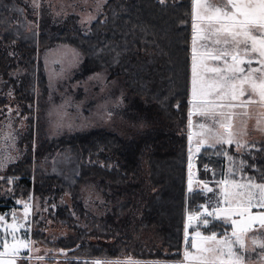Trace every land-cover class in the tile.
Returning <instances> with one entry per match:
<instances>
[{
  "label": "trees",
  "instance_id": "16d2710c",
  "mask_svg": "<svg viewBox=\"0 0 264 264\" xmlns=\"http://www.w3.org/2000/svg\"><path fill=\"white\" fill-rule=\"evenodd\" d=\"M192 21V0H106L85 32L74 20L28 30L23 7L0 0V110L18 103L25 124L22 158L0 171V214L17 199H30L31 237L66 250L48 254L50 261H183L186 214L207 198L197 189L185 192ZM56 44L82 55L73 80L106 72L108 82L119 84L122 102L114 115L121 127L44 136L39 115L48 89L40 52ZM19 69L25 72L17 82L10 72ZM229 148H201L199 175L205 165L222 170ZM240 159L243 173L264 181V140L248 143ZM216 230L200 228L204 235Z\"/></svg>",
  "mask_w": 264,
  "mask_h": 264
},
{
  "label": "snow or ice",
  "instance_id": "6c2138e0",
  "mask_svg": "<svg viewBox=\"0 0 264 264\" xmlns=\"http://www.w3.org/2000/svg\"><path fill=\"white\" fill-rule=\"evenodd\" d=\"M164 2L160 0V3ZM192 5L193 99L190 103L197 115L211 118L213 124L219 125L227 134L225 137L214 128H205L201 124L203 134L214 141L208 147L225 143L242 146L234 139L232 132L231 121L236 115L234 110L244 109L243 114L247 116V109L252 104L264 107V0H192ZM33 6H39L37 0H33ZM75 55L78 56V53ZM223 108L233 111H217ZM259 115L264 118V113ZM220 116H224L229 123L220 122ZM232 175L234 177L235 173ZM219 184L224 187L214 192L206 182L203 183L202 191L217 195V202L212 205L209 200L212 210L201 206L204 207L202 214L197 208L188 217L185 260L188 264H245L246 238L249 234L254 248L259 247L260 255L264 258V181L256 182L248 177L246 182L240 183L225 178ZM188 190L193 191L191 180ZM221 204L224 207H220ZM254 208L258 210L253 212ZM193 220L197 221V225L193 230L194 235L190 237L188 228ZM216 222L229 225L231 237L226 229L220 233L211 231L209 235L199 230L201 227L210 230ZM23 226L8 225L14 240L11 245L13 253H17L20 247H27L25 242L15 240V232ZM218 236L224 238L218 239ZM7 251L8 246L5 245ZM5 252H0V256ZM7 264L15 262L8 261Z\"/></svg>",
  "mask_w": 264,
  "mask_h": 264
},
{
  "label": "rangeland",
  "instance_id": "374dc122",
  "mask_svg": "<svg viewBox=\"0 0 264 264\" xmlns=\"http://www.w3.org/2000/svg\"><path fill=\"white\" fill-rule=\"evenodd\" d=\"M12 1L23 7L24 13L26 14L28 30L29 27L50 29L60 21L74 20L79 28L85 32L88 30L90 23L100 14L106 0H37L38 7L33 6V0ZM198 46L197 43V47ZM191 49H193V37ZM9 52L12 56L15 51L11 49ZM75 53H78V56L75 55ZM192 55L190 80L191 100L193 99L191 83ZM40 59L43 63L46 86L48 89L47 97L44 101V108L40 111L39 115L44 136L51 139L63 133L91 127L104 126L109 129L115 125L121 127L122 122L114 114L122 102V91L119 84L111 83L112 81L108 82L106 80V72H99L79 81L73 80L72 78L79 71L82 55L75 47L68 44H56L49 48H44V50L40 52ZM24 72V69L13 70L10 72V75L19 82ZM2 82L3 79L0 78L1 94V90L3 89ZM12 89H8L5 94L12 95ZM80 93L81 95L79 96ZM190 111L191 146L189 145L190 150L187 170L188 165L193 164L192 167L198 171L196 164L197 154L200 152L201 148L208 147L209 144L214 143L212 139L207 138V136L203 134L200 125H205V128L212 127L225 137L227 134L219 125H214L211 118L197 115L193 104L190 106ZM217 111L228 113L233 110L223 108L217 109ZM234 111L236 115H234L231 121L232 132L234 133V139L239 141L240 145H242L239 146L236 143L232 144L234 148L237 149V152L241 151L243 148H247L248 143L264 140V118H261L259 115L260 113H264V107L258 104H252L247 109V116L243 114L245 111L244 109L237 108ZM219 120L225 124L229 123L224 116H220ZM24 130V117L20 115L18 103H16L15 106L8 105L0 110V171H3L9 164L15 163L22 158L24 150L19 147L18 143ZM195 134H198V136L194 137ZM201 141L204 142L200 143ZM225 144L229 145L227 143ZM217 146L220 145L217 144ZM198 148L199 151H197ZM225 155L229 156L231 153H225ZM228 158L229 157H225V160L227 161ZM232 158L233 157H230V159ZM231 163L232 162H229V164ZM204 167L199 175L200 179H206L208 184H212L210 187L214 189V192H217V190L221 188V185L219 182L215 183L213 179H221V177H224V174L218 178L219 174L222 173L219 167L212 166L214 169L212 173L205 171ZM187 170L185 180L186 196L191 193L188 190L189 181L191 180L193 183L192 176L189 170ZM243 174L246 176L245 173ZM242 180L246 181L244 178ZM192 186L193 191L196 190L195 185L192 184ZM86 195L88 196L87 190ZM204 196L207 197L205 201L195 204L186 214L185 226L189 224L188 217L195 213L197 208L204 210V207H208V209L211 210L209 200L212 201V205L216 204L215 200H213L214 193H204ZM15 205L16 207L5 209L4 213L0 214V217H3V220H0V252H5V245L8 246V251L5 252L3 256H0V264H7L8 261H14L15 264H26V262H24L25 258H28V264H63L57 260L53 261L51 259L52 261H50L47 255H53L52 257L54 258L62 255L65 256L66 250L47 248L31 237L33 228L31 225L33 213V204L31 200L17 199ZM253 210V212H256L258 209L254 208ZM193 221L197 224V221ZM11 224L24 225L15 232V240L25 242L27 247H20L17 253L11 251V245L14 243L11 229L8 228V225ZM57 236L58 233L54 232L51 236V240L55 241L58 238ZM186 248L187 247L184 248L183 264L186 261L185 252L188 251ZM100 264H107V262Z\"/></svg>",
  "mask_w": 264,
  "mask_h": 264
},
{
  "label": "crops",
  "instance_id": "0c3cea01",
  "mask_svg": "<svg viewBox=\"0 0 264 264\" xmlns=\"http://www.w3.org/2000/svg\"><path fill=\"white\" fill-rule=\"evenodd\" d=\"M197 136H198V134L194 135V137H197ZM220 146H228V147H230L229 151H230L231 155L227 156L229 158L227 159L224 168L221 170L222 173L219 174L218 178H220L222 176V174H224V177H221V179H218V180H214L213 179V181H215V183H218L220 180H223V179L227 178L229 181H231L232 179H235L236 181H238L240 183L246 182L245 180H242V179L244 178V179L247 180L248 176L247 175L244 176V174H243V161H241L242 158L240 159V156L243 154V152H244V150L246 148H243L241 151L237 152V149H235L233 145L223 144V145H220ZM230 157H233V158L230 159ZM229 162H232V163L229 164ZM189 165L192 166L193 164H189ZM233 172L235 173L234 177L232 175ZM203 173L206 174L205 172H203ZM198 178L200 179L199 174H198ZM206 178H208V177H206ZM200 180L203 183L206 182V179H204V178L200 179ZM211 185L208 184L209 187ZM215 185H217V184H215ZM223 187L224 186L221 185V188H223ZM229 190H231V185H229ZM201 192H203L205 194L208 193L206 191H201ZM213 198H214L213 200H215V203H216L217 202V195H214ZM220 207H224V205L221 204ZM196 225L197 224L194 221L191 222L190 231H188L190 237H192L194 235V231L193 230L196 228ZM215 226H217V230L216 231H218V233H220V232H222V231H224L226 229L227 233H228V236L231 237L232 229H231V227L229 225H221L219 222H216ZM205 235H207V234H205ZM223 238H224L223 236H218V239H223ZM246 248H247V251L245 252V255L247 257V260H246L245 264H264V258H262L261 255H260L261 249L259 247H255L254 248V246H253V244L251 242V234H249V236L246 238ZM125 263L128 264L129 262H124V264ZM130 263L133 264L132 262H130ZM180 264H183V262L180 263ZM184 264H188V262L185 261Z\"/></svg>",
  "mask_w": 264,
  "mask_h": 264
},
{
  "label": "water",
  "instance_id": "95a60500",
  "mask_svg": "<svg viewBox=\"0 0 264 264\" xmlns=\"http://www.w3.org/2000/svg\"><path fill=\"white\" fill-rule=\"evenodd\" d=\"M191 174H192V176L194 178L195 188L197 190L202 191V189H203V182L198 178V171L195 170L194 167L191 168Z\"/></svg>",
  "mask_w": 264,
  "mask_h": 264
},
{
  "label": "built area",
  "instance_id": "2783aa9c",
  "mask_svg": "<svg viewBox=\"0 0 264 264\" xmlns=\"http://www.w3.org/2000/svg\"><path fill=\"white\" fill-rule=\"evenodd\" d=\"M191 168H192V166H190V165H188V170H189V173L191 174ZM204 169H205V171H208V172H210V173H212L213 171H214V169H213V167L211 166V165H209V166H207V168L206 167H204ZM187 170V171H188ZM191 176H192V174H191ZM192 179H193V183L192 184H194V178H193V176H192ZM195 185V184H194ZM189 188V187H188ZM203 209H199V213L200 214H202L203 213ZM184 247H186V245H185V240H184Z\"/></svg>",
  "mask_w": 264,
  "mask_h": 264
},
{
  "label": "bare ground",
  "instance_id": "6f19581e",
  "mask_svg": "<svg viewBox=\"0 0 264 264\" xmlns=\"http://www.w3.org/2000/svg\"><path fill=\"white\" fill-rule=\"evenodd\" d=\"M261 155V154H260Z\"/></svg>",
  "mask_w": 264,
  "mask_h": 264
}]
</instances>
